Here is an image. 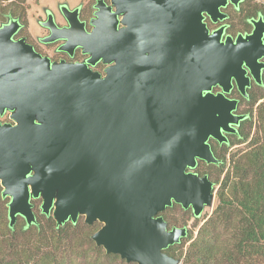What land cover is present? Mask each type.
<instances>
[{"label":"water","instance_id":"1","mask_svg":"<svg viewBox=\"0 0 264 264\" xmlns=\"http://www.w3.org/2000/svg\"><path fill=\"white\" fill-rule=\"evenodd\" d=\"M239 0H110L76 44L86 64L50 63L0 28V187L9 227L36 223L30 200L57 226L83 217L106 254L127 263L180 264L164 252L188 234L160 215L172 203L198 218L214 184L195 167L218 164L209 143L226 142L246 116L227 97L260 83L264 23L222 39L220 9ZM99 6V5H98ZM122 15L120 21L116 16ZM71 22V20L69 19ZM121 28H117V24ZM64 36V35H62ZM218 86L219 92L212 88Z\"/></svg>","mask_w":264,"mask_h":264},{"label":"trees","instance_id":"2","mask_svg":"<svg viewBox=\"0 0 264 264\" xmlns=\"http://www.w3.org/2000/svg\"><path fill=\"white\" fill-rule=\"evenodd\" d=\"M7 1L22 0H0V14ZM245 1L242 12L264 15V4ZM235 92L237 114L246 117L235 133L226 134V142L209 140L218 164L199 160L195 167L213 182L216 206L201 223L199 217L192 218L191 209L176 203L160 213L168 228L193 220L187 236L164 250L181 264H264V84L248 89L247 97ZM8 202L0 197V264H70L72 255L80 252L89 257L85 264H136L95 245L91 235L100 223L87 225L78 217L75 223L57 226L51 215L42 214L40 198L30 200L36 223L27 226L17 216L10 228Z\"/></svg>","mask_w":264,"mask_h":264},{"label":"flooded vegetation","instance_id":"3","mask_svg":"<svg viewBox=\"0 0 264 264\" xmlns=\"http://www.w3.org/2000/svg\"><path fill=\"white\" fill-rule=\"evenodd\" d=\"M244 4H246L245 0H239L237 6L227 2L226 6L220 9L227 15V18L215 23L204 15L207 28L213 31L224 27L222 39L226 36L235 39L238 35H249L253 31L252 21L261 19L264 23V15L249 10L242 12ZM32 5L36 6L34 10ZM4 6V11L0 14V28L5 25L10 26V39L12 41H21L29 45L33 52L46 58L50 63L86 64L90 70L103 75L107 65L101 60L96 61L94 64L87 63L89 55L84 52L82 46L76 44V41L82 34L91 33L93 21L96 18L95 13L98 9H108L110 13L114 12L110 0H47L46 4H42L40 0L26 1L19 4L7 1ZM121 17L122 15H117V21H120ZM117 28H121L120 23L117 24ZM262 41L264 43V32ZM259 61L264 65V56ZM245 75L249 78L246 94L248 89L264 84V66L260 69V83H256L247 69ZM212 91L219 92L220 88L215 86ZM235 91L238 92L232 81V88L227 97L239 101L237 95L235 96ZM235 113L237 114V111ZM0 123L13 124L9 112L0 115ZM1 190L0 187V197H3L1 196Z\"/></svg>","mask_w":264,"mask_h":264},{"label":"rangeland","instance_id":"4","mask_svg":"<svg viewBox=\"0 0 264 264\" xmlns=\"http://www.w3.org/2000/svg\"><path fill=\"white\" fill-rule=\"evenodd\" d=\"M26 1H30L32 2L33 0H22L20 1L19 3L23 2L25 3ZM257 2L259 3H262L264 4V0H256ZM40 2L42 4H46L47 3V0H40ZM35 5H32V8L33 10L35 9ZM36 27V26H35ZM239 147V146H238ZM237 147V148H238ZM9 200V199H8ZM217 204V201H216V197H215V191H214V200H213V204H212V207L210 208H205L202 212V214L200 215V217L198 218L197 222L201 223V220L207 218L212 210L214 209V207L216 206ZM174 214L178 217L180 212L179 211H175ZM192 223H193V220H190L186 225L188 226V229L191 228L192 226ZM196 234V231H194V235ZM89 260V257L86 256L83 252H80V254L76 253L74 254V256L72 255V260L70 261V264H85L86 262H88ZM181 264V263H180Z\"/></svg>","mask_w":264,"mask_h":264}]
</instances>
